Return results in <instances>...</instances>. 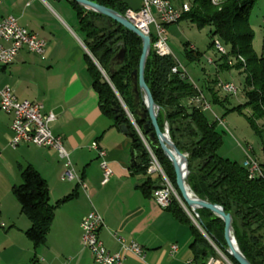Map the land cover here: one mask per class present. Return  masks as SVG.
<instances>
[{
	"label": "crops",
	"instance_id": "0c3cea01",
	"mask_svg": "<svg viewBox=\"0 0 264 264\" xmlns=\"http://www.w3.org/2000/svg\"><path fill=\"white\" fill-rule=\"evenodd\" d=\"M121 1L134 10L142 4V0ZM170 1L176 7L190 3ZM7 16L15 17L22 27L44 39L46 49L44 59L21 49L11 64H0V87H10L18 100L42 103L44 113L55 114L49 127L54 135L62 136L74 171L85 186L76 178L62 179L64 162L56 149L26 142L12 147V116L0 109V264H64L67 260L72 264H97L81 242L80 222L92 208L102 216L99 237L109 251L120 250L114 234L127 242L135 240L144 248L143 260L128 254L123 264H188L193 258L191 230L145 190L148 177L151 187L157 184V177L130 166L132 142L114 118L101 110L99 94L87 71L88 59L96 62L70 2L0 0V20ZM93 141L106 150L112 169L105 184L101 183L100 159L89 148ZM26 167L45 180L49 204L55 205L49 232L38 245L25 234L31 220L13 193ZM173 243L178 249L172 256L169 250Z\"/></svg>",
	"mask_w": 264,
	"mask_h": 264
},
{
	"label": "trees",
	"instance_id": "16d2710c",
	"mask_svg": "<svg viewBox=\"0 0 264 264\" xmlns=\"http://www.w3.org/2000/svg\"><path fill=\"white\" fill-rule=\"evenodd\" d=\"M76 12L81 30L85 34V44L92 60L88 59V70L93 87L98 92L105 114L114 118L113 101L119 103L121 97L127 109L133 113L130 75L138 68L141 54V39L121 25L93 11L68 0ZM98 4L113 8L124 14L127 7L121 0H92ZM256 0H221L213 4L211 0H192L189 11L181 19H187L197 27L212 26V37L217 36L221 43L229 45L230 51L222 55L225 61L220 64L226 68H236L246 73L245 104L236 107L242 111L250 109L247 117L252 128L260 135L264 134V51L257 53L253 48L254 31L249 24L250 8ZM96 17V20H95ZM180 19V20H181ZM213 41L210 46H213ZM125 45L123 62L111 69V59ZM223 45V44H222ZM188 58H198L199 53L185 46ZM242 57L244 62L238 60ZM233 64L228 65L227 60ZM177 63L171 55L159 56L152 49L145 67V81L154 101L161 107L158 123L161 129L168 124L169 135L179 150L187 154L189 174L187 182L193 193L211 203L221 205L225 212L233 217V233L239 250L252 264H264V180L249 179L242 162L232 161L218 154L222 135L217 131V121H211L205 111L187 104V100L202 92L189 78L181 79L171 68ZM106 74L107 77L104 76ZM211 90L213 102L223 104L214 88ZM203 93V92H202ZM205 95V94H204ZM122 119L114 123H129L123 109ZM133 129V128H132ZM135 136L138 138L137 134ZM139 140V139H138ZM168 178L180 196L171 163L161 151H154ZM264 153V150H262ZM264 158V157H262ZM147 156L135 167L145 173ZM264 169V159L259 160ZM22 181L13 187L22 212L31 220L26 236L35 244H42L49 232L55 205L49 204V190L44 179L31 167L22 171ZM157 183V182H156ZM151 180L144 184L147 193H151ZM69 197L63 198L60 202ZM167 207L181 223L191 230L190 248L196 264H205L208 256L216 253L203 234L192 224L176 200L171 199ZM201 225L207 235L218 245L225 246L223 221L207 209H198ZM223 249V247H222ZM225 253L224 249L222 250ZM231 264H238L227 253Z\"/></svg>",
	"mask_w": 264,
	"mask_h": 264
},
{
	"label": "built area",
	"instance_id": "2783aa9c",
	"mask_svg": "<svg viewBox=\"0 0 264 264\" xmlns=\"http://www.w3.org/2000/svg\"><path fill=\"white\" fill-rule=\"evenodd\" d=\"M213 4H218L219 0H211ZM189 11V5L182 4L176 7L170 0H142V4L138 9L127 8L124 12L126 18L145 35L150 37L151 49L159 56H169L171 54L166 36V27L170 24L177 23L185 12ZM15 17L7 16L0 20V64L8 65L15 61L18 52L21 49H27L30 52L36 53L44 59L46 41L40 38L37 34L22 27ZM264 24V17H262ZM151 26L154 27L152 31ZM8 43L5 46L2 42ZM213 47L221 55H227L225 47L219 40L213 41ZM191 49H195L190 44ZM239 61L244 62L242 57H238ZM213 62L212 60H209ZM228 64H233L232 59L227 60ZM171 72L176 73L181 79L189 78V75L183 65L177 63L171 68ZM216 87L227 94L235 95L238 91L237 85L230 81H217ZM119 102L122 105L127 117L133 122L132 113L127 109L123 100L119 97ZM187 104L195 106L202 111H211V103L207 101L205 95L200 92L198 95L187 100ZM0 109L12 116L11 131L12 137L10 145L18 146L20 143H31L35 146H44L54 148L58 151L60 158L64 162V170L62 179L73 180L84 187L80 177L75 173L68 150L64 146L62 136L54 135L49 127V124L56 119L53 112H43V105L39 102L30 101L28 99L18 100L15 92L7 86L0 87ZM216 121L221 119L215 116ZM135 125V124H134ZM143 139V138H142ZM89 148L97 153L100 159V168L102 172L101 183L105 184L109 181L112 175V169L107 163V152L98 143L93 141ZM147 162L145 174L147 176H156L157 184L151 190V197L162 208H167L172 201L177 198L178 193L172 182L167 176L162 164L154 151L146 145ZM253 148L249 146L244 150V158L242 166L246 169L249 179L264 180V169H262L259 159L252 153ZM103 225L101 214L92 208L81 220V242L82 245L89 249L91 256L97 264H123V261L128 254H132L143 260L145 257L144 248L135 240L125 241L124 238L114 234V237L120 243V250L117 252L109 251L104 242L99 237V231ZM178 246L173 243L170 245L169 254L174 255L177 252ZM227 261V259H226ZM230 261V260H229ZM188 264H196L191 258L187 261ZM64 264H72L70 261H65ZM205 264H224L222 258L210 255L207 257Z\"/></svg>",
	"mask_w": 264,
	"mask_h": 264
},
{
	"label": "rangeland",
	"instance_id": "374dc122",
	"mask_svg": "<svg viewBox=\"0 0 264 264\" xmlns=\"http://www.w3.org/2000/svg\"><path fill=\"white\" fill-rule=\"evenodd\" d=\"M185 1L192 2V0ZM190 3L188 5H190ZM262 13H264V0H256L250 8L248 20L254 31L252 45L257 53H261L262 48H264V28H262L261 24ZM167 28L169 29L166 30L165 34L168 38V45L171 49V56L183 64V67H185L188 72L191 82L197 88H200L205 92L207 101L211 103V111H205V115L211 121L216 120L215 116L221 119V122L218 121L216 124L217 131H220L222 135V143L218 149V154L229 158L232 161L242 162L244 158V150L246 147L248 148L251 146L253 148L252 153L259 160L264 159L262 158L264 157V153H262V150H264V134L260 136L252 128L247 117H245L250 113L248 107H245L241 112L236 109L238 105L245 104L246 101L245 90L248 89L245 80L246 73L236 68L220 66L225 59L213 46H210L212 40H218L217 36L212 37L210 33L212 26L204 25L202 27H197L196 24L191 23L187 19H181L177 23L170 24ZM151 29L154 31L153 26H151ZM186 44H192L194 46L196 52L199 53L198 58L192 59L186 56ZM221 44H223L229 54V45L224 43ZM209 60H212L213 62H210ZM104 76L107 77L106 74H104ZM230 80L237 85L238 91L235 95L227 94L215 85L217 81ZM208 86L214 88L213 92H216L218 97L224 101L223 104L213 102L211 98L212 92L209 90ZM119 97L120 96L117 95L118 101ZM174 200H176L182 207L179 199L174 198ZM182 210L185 211L192 224L195 225V227L206 238L208 243L214 249L213 251L216 253V256L222 258L224 264H228V261H226L225 258L226 255L222 251V247L205 233L202 225L195 218L194 214L191 213L190 209L186 210L182 207Z\"/></svg>",
	"mask_w": 264,
	"mask_h": 264
},
{
	"label": "water",
	"instance_id": "95a60500",
	"mask_svg": "<svg viewBox=\"0 0 264 264\" xmlns=\"http://www.w3.org/2000/svg\"><path fill=\"white\" fill-rule=\"evenodd\" d=\"M74 1L89 11H93L107 18L109 17V19L116 22L118 25H121L141 39L142 47L138 68L132 71L129 80L132 107L134 108L132 113L134 120L132 122L127 117L129 119V123H121L118 125L119 130L127 135L132 142L130 150L131 160L129 161L130 166L136 167L142 163V159L147 156L146 145H148V147L153 151H161L167 160L170 161L173 168L176 187L180 194V196L178 195V199L181 202L182 207L186 210L190 209L191 213L194 214L200 224L202 221L198 212H196L198 209H207L217 217L221 218L224 224L223 237L226 245L222 247L225 253H227L238 264H252L243 252L239 250L240 248L233 233L232 215L225 212L221 205L211 203L193 193L187 182L189 174L187 154L181 152L175 142L171 139L168 134V124L165 123L163 129L159 126L157 120L161 107L154 101L152 93L145 81L146 62L151 52L150 37L137 29V27L134 26L124 14L113 8L98 4L92 0ZM124 54L125 45L124 43H121L120 49L111 59V69L114 65H119L123 62ZM112 105L115 112L114 119H122L124 114L121 112V109H123L121 103L113 101ZM135 133L138 138L135 136ZM225 258L227 259L228 264H231V261H229L227 257Z\"/></svg>",
	"mask_w": 264,
	"mask_h": 264
},
{
	"label": "bare ground",
	"instance_id": "6f19581e",
	"mask_svg": "<svg viewBox=\"0 0 264 264\" xmlns=\"http://www.w3.org/2000/svg\"><path fill=\"white\" fill-rule=\"evenodd\" d=\"M224 256V255H223Z\"/></svg>",
	"mask_w": 264,
	"mask_h": 264
}]
</instances>
